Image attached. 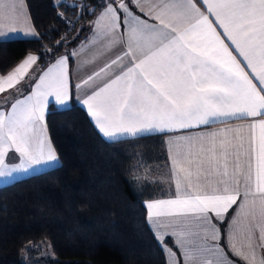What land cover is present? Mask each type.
I'll return each mask as SVG.
<instances>
[{"label":"snow or ice","instance_id":"snow-or-ice-1","mask_svg":"<svg viewBox=\"0 0 264 264\" xmlns=\"http://www.w3.org/2000/svg\"><path fill=\"white\" fill-rule=\"evenodd\" d=\"M130 3H105L96 28L103 37L114 35L122 23L126 26L125 55L130 56L131 66L84 104L110 139L192 128L222 117H260L247 126L251 135L243 168L239 163L243 144L235 145L226 137L217 141L216 133L169 141L177 195L150 202L147 208L161 246L165 236H174L185 264H236L220 247V230L212 220L214 215L222 221L236 204L243 177V201L231 220L227 247L245 264H264V0H202L205 11L194 0H169L153 17L158 25L134 15ZM6 6L0 0V9ZM18 16L13 4L11 18ZM26 34L37 35L30 26ZM4 35L0 25V36ZM37 59L30 54L13 72L0 76V93L19 83ZM67 62V56L57 59L39 77L35 91L17 99L10 112L0 111V177L58 159L44 121L49 98L58 105L71 98ZM10 150L22 158L19 165L5 162ZM158 217H172L178 227L171 233L160 232L169 225ZM165 252L170 255L168 264H179L171 249L165 247Z\"/></svg>","mask_w":264,"mask_h":264},{"label":"trees","instance_id":"trees-1","mask_svg":"<svg viewBox=\"0 0 264 264\" xmlns=\"http://www.w3.org/2000/svg\"><path fill=\"white\" fill-rule=\"evenodd\" d=\"M26 1L38 35L0 40V74L29 53L38 62L1 97L9 103L59 56L67 55L72 65L70 51L86 39L103 5ZM47 127L60 164L0 186V264H167L145 204L165 193L162 135L106 140L74 98L66 109L50 105ZM147 171L156 178H132ZM166 243L173 246L171 238Z\"/></svg>","mask_w":264,"mask_h":264},{"label":"crops","instance_id":"crops-1","mask_svg":"<svg viewBox=\"0 0 264 264\" xmlns=\"http://www.w3.org/2000/svg\"><path fill=\"white\" fill-rule=\"evenodd\" d=\"M71 5L76 4H82L84 0H63ZM102 1L103 5L105 3H112V0H99ZM116 4L120 3L116 1ZM125 3H129V0H124ZM169 0H139V4H137V0H131V3L129 4L130 9L133 11L134 15L139 16L141 19L146 20L149 24H159V21L153 19V17L157 14V12L160 11V8L163 7L165 3H168ZM6 7L3 9H0V25H2V30L5 33L4 36H0V40H6V39H14V38H34L37 37L38 33L34 26L29 7L27 5L26 0H5ZM194 3L197 7L201 9V11H205L206 5L202 3V0H194ZM15 5L16 11L19 14L18 19L11 18V6ZM102 7L97 12V14L94 16V18L91 21L90 29L88 32V35L85 40H83L81 43H79L73 53V62L72 65L69 62H67V72H68V78L71 86V98L67 102L66 105H58L55 103L54 99L49 98V104L45 112V121L46 124V133L47 136L50 139L48 127H47V115L50 112V105L52 104L56 109L62 110L66 109L72 106L73 104V98L74 101H76L79 105H81L88 113L91 121L93 122L94 126L97 128L99 133L109 141H115V140H121V139H128V138H135L139 136H145V135H162L165 149L167 153V166L165 168V172L161 174V177L159 178L163 185L165 186V193L157 198L146 200L145 204L147 207V204L153 201L158 200H169V199H175L177 195V188H176V175L173 171L172 167V146L169 144V141L175 140L177 137L181 136H197V135H205L208 136L209 134L216 133V139L219 141L222 138H228L229 140L233 141V144L240 145L243 144V147L239 148V163L241 165V168L245 167V162L248 159L246 155V150L249 147V137L251 135V132L249 128L247 127L249 124L255 122L256 120H259L260 117H248V118H235V117H227V118H220L217 120H214L212 123L207 125H199L192 128H186V129H177L174 131H152V132H145L138 134L136 136H130V135H121L117 136L113 139H110L102 132H100L99 127L95 123V119L91 116V114L88 111L87 105L84 104V100L87 99L89 96H91L94 92L99 91L100 88H102L106 83H109L112 79H114L116 76L122 74L123 71H126L127 67L131 66L130 63V56H126L125 52L128 51V45L126 43L127 40V28L122 23L121 26L116 30V33L114 35L109 36H100L98 34L97 28H96V21L98 20L99 16L101 15L102 11L104 10ZM115 6V5H114ZM141 8H143V11H141ZM207 14V13H206ZM125 17L122 15L121 19L123 20ZM167 19V18H166ZM210 19L213 20L214 24L216 23L214 17L210 16ZM34 28L37 35H28L26 34V30L28 27ZM15 28V31H12V28ZM217 31L221 32V37L224 38V34L221 29L217 28ZM124 34L123 40L121 39V34ZM226 44L229 45L230 49H234V45H232L227 39L224 41ZM135 48V45L133 46ZM35 55L34 53L27 54L23 60L19 64H21L28 55ZM137 59L141 57V53L137 50L136 52ZM233 55H237L235 50H233ZM62 56L67 55H61L57 59H59ZM38 57V56H37ZM56 59V60H57ZM237 59L241 60V64L244 65L246 62L243 61L242 57H239L237 55ZM56 60L51 63L47 68H45L40 75L36 78V80L33 82L31 88L18 96L13 102H4L1 100V97L12 90L13 88L19 86L22 82H24L27 78V76L31 73L33 68L36 66L37 61L27 70L26 74L23 76L22 79L19 80V83L15 84L12 88H7L6 91L0 93V111H4L5 113L10 112L11 105L15 103L17 99H23L24 96L31 94L33 91H35V84L39 82V77L48 70L55 62ZM116 61L115 64L112 62ZM19 64L16 66L18 67ZM15 67V68H16ZM13 68L8 74L14 71ZM101 69H104V71H101ZM245 71L249 72V75H254L251 73L250 69L245 68ZM99 73V75H96ZM0 74V76H7ZM256 83V81H253ZM258 87H260L259 84H257ZM242 138V139H241ZM51 141V139H50ZM51 145L54 148L52 141ZM55 149V148H54ZM229 151L231 152L232 149L230 148ZM57 154V153H56ZM58 157V155H57ZM21 157L18 153H16L14 150H10L8 152V155L5 158V162L9 164V166L19 165L21 163ZM233 157H229V162L231 164ZM60 164L59 157L56 161H51L48 163H42L38 165H32L31 167H28L27 170H21L13 172L11 176H5L0 177V186L9 184L11 182H14L18 179H22L25 177H28L32 174L39 173L41 171L47 170L49 168L55 167ZM182 179V176H181ZM240 198L237 200L236 204L232 205L231 208L228 210V212L225 215V218L222 221H217L213 214V220L212 222L216 224L217 228L220 230V240L219 245L222 247L225 251V253L228 254V258L230 260H235L236 264H245L244 261L240 260L239 257H236L232 255V252L229 247H227V233L230 231L231 228V220L233 217H235L239 212V205L243 201V194H244V182L243 177H240ZM203 182V181H201ZM183 187V183L181 185ZM148 217H149V210L147 208ZM160 220L163 224L169 225L167 228H160V232L167 231L168 233H171L176 227H178L177 224L173 223L172 217H158L155 218ZM149 225L157 237V229L155 225L149 221ZM256 235L258 236L259 233L257 232ZM171 238L173 246H170L166 243V239ZM175 237L171 235H167L164 237L163 240V249L165 251V247L171 249L172 252L175 253V259L179 261V264H185L184 254L183 251L180 249L179 245L175 243ZM161 243V242H160ZM166 258H167V264L170 259V255L165 252Z\"/></svg>","mask_w":264,"mask_h":264},{"label":"rangeland","instance_id":"rangeland-1","mask_svg":"<svg viewBox=\"0 0 264 264\" xmlns=\"http://www.w3.org/2000/svg\"><path fill=\"white\" fill-rule=\"evenodd\" d=\"M82 27V25H80V28ZM80 30H78L79 32ZM82 42V41H81ZM80 42V43H81ZM74 48H72V50L70 51V54L73 56V53H74ZM133 179H148V180H151V179H154L156 178V174L154 173H151L149 171L145 172V173H142V172H136V174L134 173L133 176H132Z\"/></svg>","mask_w":264,"mask_h":264},{"label":"built area","instance_id":"built-area-1","mask_svg":"<svg viewBox=\"0 0 264 264\" xmlns=\"http://www.w3.org/2000/svg\"><path fill=\"white\" fill-rule=\"evenodd\" d=\"M116 1L120 2L121 0H116ZM68 25H69L70 27H72V26H73V22H72L71 20H69V21H68Z\"/></svg>","mask_w":264,"mask_h":264}]
</instances>
